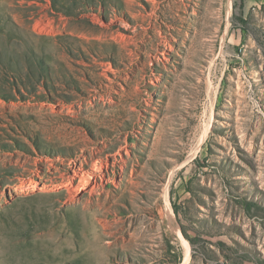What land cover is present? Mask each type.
<instances>
[{"label":"rangeland","instance_id":"rangeland-1","mask_svg":"<svg viewBox=\"0 0 264 264\" xmlns=\"http://www.w3.org/2000/svg\"><path fill=\"white\" fill-rule=\"evenodd\" d=\"M0 264H264V0H0Z\"/></svg>","mask_w":264,"mask_h":264},{"label":"bare ground","instance_id":"bare-ground-1","mask_svg":"<svg viewBox=\"0 0 264 264\" xmlns=\"http://www.w3.org/2000/svg\"><path fill=\"white\" fill-rule=\"evenodd\" d=\"M4 12V11H3ZM4 14V13H3ZM7 14V13H6ZM9 54V53H8ZM20 55V54H19ZM10 61V60H9ZM19 67V66H18ZM93 168V167H92ZM95 171H97V170H95ZM92 172H94V171H92ZM89 175V174H88ZM72 177L73 178H78V176L76 175V174H74V175H72ZM72 177H71V179H72ZM89 177H91V178H94L93 177V174H91ZM83 179L84 178H82V179H80V181L82 180L83 181ZM95 179V178H94ZM77 180V179H76ZM81 181V182H82ZM79 182V181H78ZM77 182V183H78ZM22 184V183H21ZM20 184V185H21ZM62 184V183H61ZM79 184V183H78ZM60 185V184H59ZM62 186H64V185H62ZM78 185H76V187H77ZM21 187H24V183L21 185ZM34 187H35V185H34ZM79 188V187H78ZM18 189H20V188H18ZM32 189V188H31ZM77 189V188H76ZM80 189V188H79ZM77 192V191H76ZM41 200V199H40ZM31 204V203H30ZM33 206V205H32ZM43 206V205H42ZM26 207V206H25ZM33 208V207H32ZM44 208V207H43ZM22 209V208H21ZM27 210V209H26ZM73 210V209H72ZM26 212V211H25ZM24 212V213H25ZM68 212V213H67ZM67 212H65L63 215H62V217L61 216H59V217H61V219H59V221H60V225H57V226H61V224H67V223H70V222H72L71 221V210H68ZM14 219V218H13ZM35 221L37 224H38V226H41V227H44L45 225H47L48 224V222H49V216H44V214L40 211V210H34V211H27L26 212V214L25 215H23V216H20V217H18V222H20V223H23V222H25V221ZM13 221V220H12ZM58 221V220H57ZM20 227H22V226H20ZM27 242H21V243H19V245H18V247L19 248H22L21 246L23 245V244H26Z\"/></svg>","mask_w":264,"mask_h":264}]
</instances>
